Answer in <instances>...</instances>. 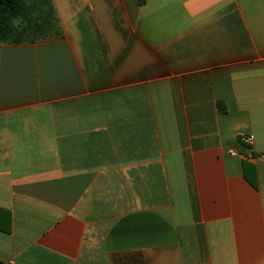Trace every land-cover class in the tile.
Returning a JSON list of instances; mask_svg holds the SVG:
<instances>
[{
  "label": "crops",
  "instance_id": "1",
  "mask_svg": "<svg viewBox=\"0 0 264 264\" xmlns=\"http://www.w3.org/2000/svg\"><path fill=\"white\" fill-rule=\"evenodd\" d=\"M48 1L0 41V261L264 264V0Z\"/></svg>",
  "mask_w": 264,
  "mask_h": 264
},
{
  "label": "trees",
  "instance_id": "2",
  "mask_svg": "<svg viewBox=\"0 0 264 264\" xmlns=\"http://www.w3.org/2000/svg\"><path fill=\"white\" fill-rule=\"evenodd\" d=\"M34 4L45 7V10ZM50 5L48 0H0V41L20 44L57 37V19ZM32 10H38L36 15ZM42 16L46 18L45 23L38 19Z\"/></svg>",
  "mask_w": 264,
  "mask_h": 264
},
{
  "label": "built area",
  "instance_id": "3",
  "mask_svg": "<svg viewBox=\"0 0 264 264\" xmlns=\"http://www.w3.org/2000/svg\"><path fill=\"white\" fill-rule=\"evenodd\" d=\"M242 140L247 142V143H249L251 141L249 137H242Z\"/></svg>",
  "mask_w": 264,
  "mask_h": 264
},
{
  "label": "water",
  "instance_id": "4",
  "mask_svg": "<svg viewBox=\"0 0 264 264\" xmlns=\"http://www.w3.org/2000/svg\"><path fill=\"white\" fill-rule=\"evenodd\" d=\"M0 264H4V263L0 261Z\"/></svg>",
  "mask_w": 264,
  "mask_h": 264
}]
</instances>
